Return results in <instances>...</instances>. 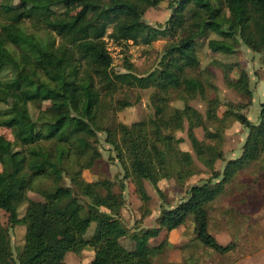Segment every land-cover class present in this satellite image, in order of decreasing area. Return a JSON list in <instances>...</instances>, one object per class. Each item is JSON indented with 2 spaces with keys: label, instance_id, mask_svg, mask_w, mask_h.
<instances>
[{
  "label": "trees",
  "instance_id": "16d2710c",
  "mask_svg": "<svg viewBox=\"0 0 264 264\" xmlns=\"http://www.w3.org/2000/svg\"><path fill=\"white\" fill-rule=\"evenodd\" d=\"M24 1L30 5L0 0V126L10 128L14 136L8 140L0 135V211L6 214V222L0 223V264H63L68 252L88 246L94 250L88 264H153L168 240L151 244V239L186 220H191L202 245L220 254L230 251L231 241L222 244L209 231L206 208L225 194L242 169L264 157V102L256 122L247 117V109L225 113L247 133L240 154L225 160L217 171L214 164L223 158L222 130L206 124L217 118V101L202 115L186 103L171 107L168 94L181 90L193 98L202 90V82L188 70L198 66L197 42L209 32L218 36L207 40L212 52L233 53L241 42L259 53L264 80V0H176L169 3L171 14L163 26L144 19L145 11L161 0ZM223 8L227 16L220 14ZM106 36L125 46L166 40L158 67L137 75L126 61L124 72L114 71ZM224 81L252 96L246 70L240 69L237 77L225 71ZM132 88L153 89L149 101L153 115L109 126L107 112L130 105L115 94ZM13 92L17 95L9 101ZM30 106L37 109L36 116ZM184 121L192 140L193 129L204 128L210 142L195 149V155L210 174L190 185L177 204L168 205L162 180L174 178L182 184L198 173L192 155L170 143ZM98 132L105 133L104 141L121 166L119 190H114L111 179L86 181L82 176L101 156ZM65 176L72 184L87 187L91 205L107 217L89 239L82 230L95 215L78 204ZM127 180L137 187L150 183L161 205L166 204L160 205L155 226L135 230L126 225L120 212ZM40 182H50V187L39 188ZM29 191L39 193L43 201L29 198ZM21 205L25 209L20 215ZM18 225L25 226L24 245L15 257L10 232ZM123 237L134 241L133 249L121 244Z\"/></svg>",
  "mask_w": 264,
  "mask_h": 264
},
{
  "label": "rangeland",
  "instance_id": "374dc122",
  "mask_svg": "<svg viewBox=\"0 0 264 264\" xmlns=\"http://www.w3.org/2000/svg\"><path fill=\"white\" fill-rule=\"evenodd\" d=\"M174 1L176 0H161L157 6L149 7L144 13L145 21L152 25L163 26L171 14L168 5ZM13 4L15 6L30 5L28 1L24 0H13ZM220 14L227 16L229 13L226 8H223ZM110 31L109 27L107 33ZM211 37L218 36L209 32L207 36L198 40L199 64L196 68L188 70L189 76L202 82V90L195 94L193 92L195 95L193 98H190L191 95L186 91H171L168 94V104L171 107L181 108L186 103L204 115L209 104L213 100L217 101L218 106L215 109L217 118L213 121L207 120L206 124L210 128L213 125L219 126L222 130L223 158L214 164V169L220 171L225 165V160L240 154V148L247 133L246 129L234 120L232 113H244L247 109V117L253 122L257 121L259 104L264 102V80L262 79L263 69L259 53L253 52L241 42L235 44L233 53L212 52L207 47V40ZM105 41L113 58L112 69L116 72H124L127 61L132 63L133 71L137 75H145L158 67L166 42L164 39H158L148 46L132 45L130 42L125 46L113 43L112 39L107 36ZM224 65H226V69H224ZM240 69L246 70L249 75L251 97L229 87L224 81L225 71L227 75L237 77ZM152 91V88H132L116 93V99L126 100L130 105L121 110L107 112L108 125H116L120 122L129 125L132 122L151 117L153 108L149 101ZM16 95L14 92L11 93L8 100H12ZM43 107L44 104H42ZM30 111L36 116L37 109L34 106H30ZM225 113L232 115L226 114L227 116H225ZM18 127L24 129L26 126L18 125ZM187 128L188 123L184 121L183 128L173 134L170 143L173 149L187 151L192 155L198 173L182 184L176 182L174 178L162 180L160 187L164 191L163 195L168 205L177 204L184 197L185 191L190 185L210 174L209 169L195 155V149L210 142L204 136V128L193 129L194 140L189 138ZM0 135L8 140L14 138L12 130L4 126H0ZM97 135L96 145L101 156L91 168L82 171V176L86 181L111 179L114 183V190H119L120 179L123 175L121 166L110 146L104 141L105 133L98 132ZM63 179L65 184L71 183L68 177L65 176ZM125 183L122 192L124 203L120 213L126 225L135 230L141 227L155 226L156 217L160 213V205L163 202L161 203L153 186L148 182H144L140 187L135 186L129 180ZM38 187L49 188L50 182H40ZM72 187L78 197V204L95 215L93 220L85 223L82 230L83 237L89 239L97 233L107 217L103 212L93 208L87 195V187H79L74 184ZM225 191V194L220 196L211 207L206 208V211L209 231L217 237L219 242L227 241L230 238V243L234 244L233 248L220 254L205 247L195 238L191 220H186L185 223L169 233L164 230L158 237L151 239V244L168 240L163 252L154 257L153 264H264V157L242 169L227 184ZM28 197L36 201H43L41 195L35 191H29ZM59 207H62V204H59ZM24 209L25 205H21L20 215L24 213ZM101 209L104 210V208ZM5 222L6 214L0 211V223ZM24 230V225H18L11 229V247L15 257L23 248ZM120 242L127 249L134 248V241L128 237L121 238ZM93 254L94 250L90 246L78 253L68 252L64 257L63 264H88Z\"/></svg>",
  "mask_w": 264,
  "mask_h": 264
},
{
  "label": "crops",
  "instance_id": "0c3cea01",
  "mask_svg": "<svg viewBox=\"0 0 264 264\" xmlns=\"http://www.w3.org/2000/svg\"><path fill=\"white\" fill-rule=\"evenodd\" d=\"M171 231H172V230H171ZM230 240H231V239L229 238L227 241H223V242L220 241V242H221L222 244H227L228 242H230ZM169 242L171 243V241H169ZM173 245H174V244H173Z\"/></svg>",
  "mask_w": 264,
  "mask_h": 264
}]
</instances>
